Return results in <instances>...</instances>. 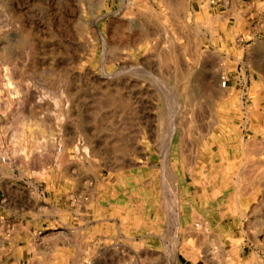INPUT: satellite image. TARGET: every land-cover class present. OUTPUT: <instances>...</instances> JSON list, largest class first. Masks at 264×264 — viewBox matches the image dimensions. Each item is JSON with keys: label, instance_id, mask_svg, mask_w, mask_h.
Masks as SVG:
<instances>
[{"label": "rangeland", "instance_id": "rangeland-1", "mask_svg": "<svg viewBox=\"0 0 264 264\" xmlns=\"http://www.w3.org/2000/svg\"><path fill=\"white\" fill-rule=\"evenodd\" d=\"M255 189L264 0H0V264H234Z\"/></svg>", "mask_w": 264, "mask_h": 264}, {"label": "crops", "instance_id": "crops-1", "mask_svg": "<svg viewBox=\"0 0 264 264\" xmlns=\"http://www.w3.org/2000/svg\"><path fill=\"white\" fill-rule=\"evenodd\" d=\"M249 194L250 213L247 220L242 216L243 207L236 206L239 211L234 220L236 233L235 239H231L236 253L234 264H264V190L255 189ZM244 224L246 230H243ZM240 229L243 230L241 233ZM214 264H217L216 261Z\"/></svg>", "mask_w": 264, "mask_h": 264}, {"label": "bare ground", "instance_id": "bare-ground-1", "mask_svg": "<svg viewBox=\"0 0 264 264\" xmlns=\"http://www.w3.org/2000/svg\"><path fill=\"white\" fill-rule=\"evenodd\" d=\"M98 19V18H97ZM94 22V21H93ZM146 24V23H145ZM91 25V24H90ZM93 25V24H92ZM104 37V36H103ZM111 40V39H110ZM110 40H108V41H110ZM103 43V42H102ZM111 43V42H110ZM114 43V42H113ZM108 44V43H107ZM123 44V43H122ZM111 45V44H110ZM105 46V45H104ZM132 46V45H131ZM134 46V45H133ZM102 51V50H101ZM101 54H103V52H101ZM115 56V55H114ZM130 66V65H129ZM138 67V66H137ZM136 67V68H137ZM131 68V67H130ZM104 74V73H103ZM107 76V75H106ZM226 85V84H225ZM51 136V135H50ZM53 136V135H52ZM52 141H54L55 142V139H54V137L52 138ZM85 149V148H84ZM60 151H62V149L60 150ZM120 177V175L119 174H117V179H120L119 178ZM36 202L37 201H35L34 203H32V201L31 200H26V203H28V204H33V206L35 207V206H37L38 205V203L36 204ZM32 206V205H31ZM166 209V208H165ZM149 212L151 213L152 212V210H149ZM59 212H56L55 210H54V208H52L51 209V214L49 215V217H52V220H50L49 221V223H50V225L49 226H53V225H55V223H54V221L56 222V221H58V223H61V224H63V225H65V222L61 219V218H57L56 216H57V214H58ZM148 213V212H147ZM142 216V215H141ZM143 216H145V215H143ZM167 217H168V215H166ZM38 220H40V218L38 219ZM42 220V219H41ZM38 228V227H37ZM47 230V229H46ZM118 232V231H117ZM44 233V232H43ZM45 236V235H44ZM164 238V237H163ZM41 244V243H40ZM95 263V262H94ZM97 263V262H96Z\"/></svg>", "mask_w": 264, "mask_h": 264}, {"label": "built area", "instance_id": "built-area-1", "mask_svg": "<svg viewBox=\"0 0 264 264\" xmlns=\"http://www.w3.org/2000/svg\"><path fill=\"white\" fill-rule=\"evenodd\" d=\"M200 1H201V2H202V1H203V2H204V1H209L211 4H212V3H215V0H200Z\"/></svg>", "mask_w": 264, "mask_h": 264}]
</instances>
